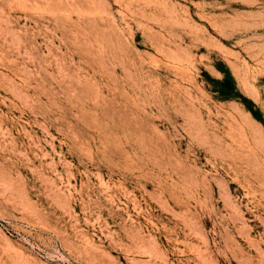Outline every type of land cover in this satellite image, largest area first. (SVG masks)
I'll return each mask as SVG.
<instances>
[{
	"label": "rangeland",
	"instance_id": "rangeland-1",
	"mask_svg": "<svg viewBox=\"0 0 264 264\" xmlns=\"http://www.w3.org/2000/svg\"><path fill=\"white\" fill-rule=\"evenodd\" d=\"M0 264H264V0H0Z\"/></svg>",
	"mask_w": 264,
	"mask_h": 264
},
{
	"label": "trees",
	"instance_id": "trees-1",
	"mask_svg": "<svg viewBox=\"0 0 264 264\" xmlns=\"http://www.w3.org/2000/svg\"><path fill=\"white\" fill-rule=\"evenodd\" d=\"M254 115H255L256 118H260L258 113H254Z\"/></svg>",
	"mask_w": 264,
	"mask_h": 264
}]
</instances>
